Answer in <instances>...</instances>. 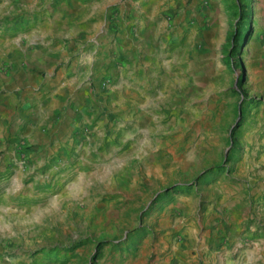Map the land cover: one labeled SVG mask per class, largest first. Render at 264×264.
Here are the masks:
<instances>
[{"label": "rangeland", "instance_id": "1", "mask_svg": "<svg viewBox=\"0 0 264 264\" xmlns=\"http://www.w3.org/2000/svg\"><path fill=\"white\" fill-rule=\"evenodd\" d=\"M20 2L0 0V264H264V0H99V37L134 53L64 51L22 86ZM87 55L58 136L35 101Z\"/></svg>", "mask_w": 264, "mask_h": 264}, {"label": "crops", "instance_id": "2", "mask_svg": "<svg viewBox=\"0 0 264 264\" xmlns=\"http://www.w3.org/2000/svg\"><path fill=\"white\" fill-rule=\"evenodd\" d=\"M20 1L24 10L20 13L22 14L21 22L31 23V25L27 31L24 29L20 34L19 38L22 42H17L16 45L19 46L14 53L16 58L26 56L29 60V63L15 68L14 78L19 86L33 84L34 75L39 71L38 68L55 60L64 51L76 54L91 51L94 54L93 64L96 65L104 61L108 62L111 53L115 54L116 51L122 56L132 55L136 50L135 47L143 42L141 38V43H136V39L133 36H127L125 29L122 28L114 38H107V35L99 37L102 24L99 23L97 27L93 24L94 11L99 5V0ZM79 28L85 31L74 35L77 32L75 30ZM95 38L98 40L97 44L89 48V41ZM110 39H112L111 42ZM31 45L34 50L28 52ZM72 49L75 51L73 52ZM89 56L84 58L79 56L73 62V67L69 71H76L77 68L78 71L73 73L74 77L71 79L66 80L67 77L64 74L67 72L60 68L54 74L55 78L49 81L46 97L41 101H35L39 102L37 103L39 111L48 116L49 120L52 117L56 118L54 124L49 125L58 136L70 138L71 130L80 124L82 116L86 117L81 103L87 96L92 95L93 91L85 83H81L80 77L82 78L89 68V63H87Z\"/></svg>", "mask_w": 264, "mask_h": 264}]
</instances>
